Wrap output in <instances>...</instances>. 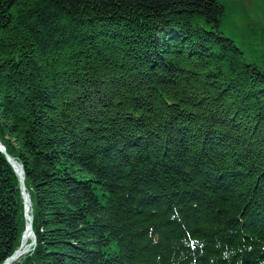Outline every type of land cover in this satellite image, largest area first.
<instances>
[{
    "label": "trees",
    "instance_id": "trees-1",
    "mask_svg": "<svg viewBox=\"0 0 264 264\" xmlns=\"http://www.w3.org/2000/svg\"><path fill=\"white\" fill-rule=\"evenodd\" d=\"M224 14L0 0V137L37 228L24 264H264V67ZM18 195L0 154V264Z\"/></svg>",
    "mask_w": 264,
    "mask_h": 264
},
{
    "label": "rangeland",
    "instance_id": "rangeland-1",
    "mask_svg": "<svg viewBox=\"0 0 264 264\" xmlns=\"http://www.w3.org/2000/svg\"><path fill=\"white\" fill-rule=\"evenodd\" d=\"M218 1L225 12L220 27L221 33L234 42L247 62L264 67V0ZM11 157L17 162L16 157ZM7 165L12 169L10 162ZM34 248L35 246H32L25 256L32 254ZM24 257L19 264L25 263L27 258Z\"/></svg>",
    "mask_w": 264,
    "mask_h": 264
},
{
    "label": "bare ground",
    "instance_id": "bare-ground-1",
    "mask_svg": "<svg viewBox=\"0 0 264 264\" xmlns=\"http://www.w3.org/2000/svg\"><path fill=\"white\" fill-rule=\"evenodd\" d=\"M0 147H4L1 142V139H0ZM10 165L12 167L13 172L18 177L17 175V172H19L18 163L12 160L10 161ZM19 182H20L21 187H23L26 190L29 203L25 202V193L24 192L19 193L18 195V197L20 198V201H19L20 212L19 213H21L19 215L23 223L22 231L19 235L17 245L13 248L11 253H10V250L8 251V253L10 254L5 258V260L1 264H19L22 261L23 257L31 251L33 243H34L33 242L34 233H36L37 228L36 227L33 228L31 224L32 222V218H31L32 209H31V204H30L31 198H30V194L28 191L26 181L23 178L22 173H19ZM35 244H36V240H35Z\"/></svg>",
    "mask_w": 264,
    "mask_h": 264
},
{
    "label": "water",
    "instance_id": "water-1",
    "mask_svg": "<svg viewBox=\"0 0 264 264\" xmlns=\"http://www.w3.org/2000/svg\"><path fill=\"white\" fill-rule=\"evenodd\" d=\"M0 153H2L4 156H5V158L7 159V161L8 162H10V161H15L14 159H12L6 152H5V150L2 148V147H0ZM18 166H19V172H17V175H18V180H19V173H22V176H23V178H24V173H23V171H22V168H21V165L20 164H18ZM20 183V182H19ZM20 192H24L25 193V202L26 203H29V201H28V196H27V194H26V190L23 188V187H21V185H20ZM33 247L35 246V236H34V239H33Z\"/></svg>",
    "mask_w": 264,
    "mask_h": 264
}]
</instances>
